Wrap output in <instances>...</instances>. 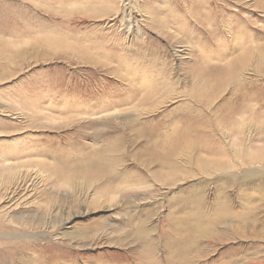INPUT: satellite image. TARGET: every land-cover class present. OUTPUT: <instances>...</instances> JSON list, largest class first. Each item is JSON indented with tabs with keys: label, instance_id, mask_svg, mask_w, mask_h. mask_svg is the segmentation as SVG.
Segmentation results:
<instances>
[{
	"label": "bare ground",
	"instance_id": "6f19581e",
	"mask_svg": "<svg viewBox=\"0 0 264 264\" xmlns=\"http://www.w3.org/2000/svg\"><path fill=\"white\" fill-rule=\"evenodd\" d=\"M162 2L163 9H160L152 6V0H144L141 6L146 17L140 21L144 27L130 19L128 4L121 8L109 5L98 8L87 4L72 7L62 5L50 11L58 13V20L66 27L70 26L74 15L95 19L121 12L122 30L117 34V43L114 41L110 44V52L92 50L105 48V45L100 46L101 43L84 45L54 34L45 37L43 43L53 52L75 51L80 54V63L106 68L112 76L125 82V89L121 86L114 87L106 100L99 104L96 112L107 116L101 125L112 128L121 133V136L106 139L105 133L98 135L97 139L102 145L93 148L85 157H79L82 163L75 165H47L33 160L5 167V160L15 159L19 151H12L11 156L0 155V164L7 169L6 174L14 179L15 189L20 190L29 181L30 184L45 181L54 187L59 185L69 188L76 179L81 178L88 184L97 186L96 197L89 202L93 210L114 205L116 195H123L145 184L141 177L136 178L135 183L123 181V175L115 172L123 161L120 152L126 133L144 140L142 154L148 155L152 164L158 168L152 173V177L158 182L176 179L177 171H174L178 168L177 158H181L182 162L191 160L197 170L208 175L216 170L222 173L264 163V0ZM115 19H110V22ZM258 23L261 25L257 26ZM2 27L3 24L0 25V30ZM149 32L155 33L156 39L148 37ZM159 39H163L166 45H162ZM116 45L121 46L122 52L114 48ZM112 62L123 67L126 74H122ZM178 97H183L184 103L176 108L181 111L177 122L165 126L163 117L166 114L160 120H156V116L150 118V114L160 106ZM127 105L129 107L124 108ZM83 109L84 115L91 113L90 109ZM161 130L169 132L163 135L170 134V138L157 141L156 137ZM212 134L241 138L238 143L242 145L241 149L226 152L221 141L210 140ZM254 140L259 144L255 145ZM227 145L232 147L229 142ZM249 150H254L255 154ZM33 153L35 152L32 150L25 152ZM201 153L210 157H202L199 155ZM192 154L197 157H191ZM33 167L45 176L37 178L38 174L35 172L30 174L28 170ZM165 170L173 171L168 174ZM248 171L247 176L244 175L246 171H243L245 182L255 177L251 170ZM117 180H120L119 184H115ZM236 180L234 176L232 181L237 182ZM245 196L248 195L242 191L238 198L241 200ZM249 196L252 198V195ZM256 200L262 203L264 196ZM250 201H245L240 206L242 212L237 214L230 213V207L222 204L217 197L211 207L214 213L208 212L207 215L203 214V210L196 209L195 212L192 210L191 220L179 217L172 220L168 235L163 238L162 243L161 251L166 256L160 260L156 256L157 245L149 231L142 238L132 237L134 234L139 235L142 230L138 215H131L127 219V225L125 222L110 225V218L106 217L81 226L75 232L61 233L62 226L68 225L72 215L67 211H60L58 218L46 224L40 225L38 222L35 225L48 226L46 229H50V232L43 235L11 232L5 225H1L4 230L0 232V264H60L57 252L69 250L71 240L82 246L97 245L102 241L106 228L115 234L104 239L109 245H139L140 249L121 257L125 258L127 264H194L206 253L204 247L200 246L202 240L222 242L234 235L243 237L248 225L254 228H251V234H260L255 231L257 222L254 221V214L263 205L254 207ZM177 205L172 207L173 211L178 212L186 206ZM249 220L250 224L247 223ZM231 222L237 225L218 233H210V228ZM203 224L209 226V229H203ZM127 226H131L132 232H126ZM49 236L62 240L63 244L50 245ZM126 238L132 239L126 241ZM228 255L230 252L226 253V258H229ZM66 257L68 255L62 258ZM103 263L119 264V260ZM228 264H232L230 258Z\"/></svg>",
	"mask_w": 264,
	"mask_h": 264
},
{
	"label": "rangeland",
	"instance_id": "374dc122",
	"mask_svg": "<svg viewBox=\"0 0 264 264\" xmlns=\"http://www.w3.org/2000/svg\"><path fill=\"white\" fill-rule=\"evenodd\" d=\"M142 1L144 2V0H0V25H4L0 30V155L11 156L12 151H19L15 159L5 160V167L16 162L33 160L42 161L47 165H75L82 163L79 157H85L93 148L102 145L97 139L98 135L105 133L106 139L121 136V133L112 128L101 125L107 116L96 112L99 104L106 100L114 87L121 86L125 89V82L112 76L106 68L80 63V54L75 51L53 52L43 43L45 37L54 34L84 45L101 43L100 46L105 45L106 50L104 47L92 50L110 52L112 49L110 44L114 41L117 43L119 38L117 34L122 30L121 12L95 19H84L74 15L70 26L66 27L58 20V13L53 14L50 11L62 5L72 7L76 4H87L94 8L109 5L121 8L128 4L130 19L144 27L140 22L146 17L141 6ZM163 5L162 0H152L154 7L163 9ZM113 18H116L115 21L110 22ZM259 25L261 24L258 23L257 26ZM66 33L72 35L67 36ZM148 37L156 39L153 32H149ZM159 41L166 45L163 39ZM114 48L122 52L121 46L116 45ZM112 65L122 74L125 73L119 64L112 62ZM183 103V97L175 98L160 106L156 112L150 114V118L156 116L155 119L160 120L166 114L165 118L163 117L164 125L175 123L181 115V111L176 108ZM127 107L129 106H124ZM83 108L90 109L91 113L84 115ZM169 111L171 114L168 115ZM217 115L220 116V113L217 112ZM165 132L167 131L159 132L157 141L170 138V134L163 135ZM123 137L122 149L120 148L123 161L115 172L123 175V181L134 182L136 178L141 177L145 184L123 195H116L114 205L108 207L105 205L101 209L93 210L89 205L96 197L97 186L88 184L81 178L76 179L69 188L59 185L54 187L45 181L30 184L29 181L18 190L15 189L14 179L6 174L7 169L0 164V232L4 230L1 225H5L11 232L43 235L47 231L50 232V229H46L47 225H35L38 222L40 225L46 224L58 218L60 211H67L72 215L68 225L62 226L61 233L75 232L81 226L106 217L110 218V225L114 222H125L127 225V219L131 215H138L142 230L139 235L134 234L132 237L142 238L149 231L157 245L156 256L160 260L166 256L161 249L163 238L168 235L172 220L178 217L191 220L192 210L195 212L196 209L203 210V214L207 215L214 213L211 207L217 197L221 199L222 204L230 207V213L237 214L242 212L241 207L245 201L251 200L250 203L254 207L263 205L254 214V221L258 224L255 231L257 234H263L257 236L254 232L251 234V228H254L248 225L243 237L234 235L222 242L213 239L202 240L200 246L204 247L206 253L194 264H228L229 258L232 264H264V200L262 203L256 200L264 196V163L247 169L238 167L224 171L223 174L216 170L208 175L197 170L191 160L182 162L181 158H177L178 168L174 171H177L176 179L158 182L152 177V173L158 168L152 164L148 155L142 154L144 140L128 133ZM240 139L220 134L210 136L212 141H221L226 152L239 151L242 146L238 144ZM228 142L232 147L227 145ZM253 143L259 144L255 140ZM31 150L35 153L25 154ZM40 151L41 153H36ZM249 152L255 154L254 150ZM199 155L210 157L204 153ZM191 157L197 156L192 154ZM248 170H251L252 176L255 177L245 182L243 171H246L244 175L247 176ZM28 171L30 174L33 172L38 174L37 178L45 176L34 167ZM165 171L169 174L173 170ZM233 174L237 182L232 181ZM119 181L117 180L115 184H119ZM242 191L248 196L240 200L238 195ZM177 203L186 205V209L173 211L172 207H176ZM250 220L247 223L250 224ZM234 225L237 223L231 222L221 227L210 228L212 230L210 233L221 232L227 227L231 229ZM202 228L207 230L209 226L203 224ZM125 230L132 232L131 226H127ZM103 233L102 241L91 247L76 244L71 240L69 246L73 252L69 251L70 249L58 251L60 255L58 263L104 264L106 261L119 260V264H127L125 258L121 257L140 249L138 244L109 245L104 239L115 234L113 235L109 228ZM126 239L130 241L132 238ZM48 240L50 245L63 244L62 240L52 239L50 236ZM227 252H230L229 258H226ZM65 255L68 257L62 258Z\"/></svg>",
	"mask_w": 264,
	"mask_h": 264
}]
</instances>
